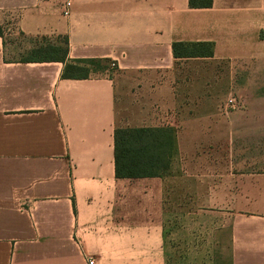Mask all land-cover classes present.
Masks as SVG:
<instances>
[{
	"label": "crops",
	"instance_id": "0c3cea01",
	"mask_svg": "<svg viewBox=\"0 0 264 264\" xmlns=\"http://www.w3.org/2000/svg\"><path fill=\"white\" fill-rule=\"evenodd\" d=\"M64 1L0 0V264H264V173L223 177L206 159L222 151L210 138H264V0H67L63 16ZM13 33L65 37L89 76L9 58ZM176 42L212 57L176 59ZM239 67L263 79L231 111ZM129 128L171 134L165 173L115 178L113 132Z\"/></svg>",
	"mask_w": 264,
	"mask_h": 264
},
{
	"label": "trees",
	"instance_id": "16d2710c",
	"mask_svg": "<svg viewBox=\"0 0 264 264\" xmlns=\"http://www.w3.org/2000/svg\"><path fill=\"white\" fill-rule=\"evenodd\" d=\"M212 0H188L190 9L210 8ZM4 30L0 25V38ZM52 43L40 38L21 62H58L63 68L62 79H86L90 73L91 61L68 60V46L65 37ZM34 41H37V39ZM172 55L176 59L210 58L212 48L209 43H173ZM172 150V136L162 129L129 128L115 129L113 132L114 176L117 179H139L158 177L168 168Z\"/></svg>",
	"mask_w": 264,
	"mask_h": 264
},
{
	"label": "rangeland",
	"instance_id": "374dc122",
	"mask_svg": "<svg viewBox=\"0 0 264 264\" xmlns=\"http://www.w3.org/2000/svg\"><path fill=\"white\" fill-rule=\"evenodd\" d=\"M50 39V40H49ZM49 42L57 43L59 42L56 38H49ZM6 49L9 51V58L11 59H22L26 56L29 48L33 47L36 42L44 43L42 40L32 41L30 39L24 38L16 33L11 35H5ZM261 81L263 79L261 74L248 73L246 68L239 67L237 71L228 74L225 79L226 82L236 83L237 88L230 87L225 94V99L229 97H233L237 101V110L240 108L241 100L238 96V91L244 92L241 86L245 87V84L248 80ZM233 84V85H234ZM238 95V96H237ZM226 105V103H225ZM254 113H262V105H255ZM231 110V109H228ZM232 111V110H231ZM258 113V114H259ZM262 123V122H256ZM261 130H240L234 136H222L217 138H210L211 141L208 144H216L220 145L222 151L217 153H208L206 154V159L209 160L208 157L213 159L221 160L224 165L222 167L223 177L231 175H261L264 173V138L261 135ZM228 146H232V148L236 149L235 151H226ZM232 162L231 167L226 166V162ZM236 163V164H235ZM238 167L236 168L235 166ZM229 164V163H227ZM238 173V174H234ZM225 216V215H224ZM190 252V256L193 258L197 255L206 253V250L203 249H191V250H175V256L179 253L180 256L185 252Z\"/></svg>",
	"mask_w": 264,
	"mask_h": 264
},
{
	"label": "built area",
	"instance_id": "2783aa9c",
	"mask_svg": "<svg viewBox=\"0 0 264 264\" xmlns=\"http://www.w3.org/2000/svg\"><path fill=\"white\" fill-rule=\"evenodd\" d=\"M69 7H70L69 1L65 0L62 3V15L63 16H67L68 15ZM114 67H115V64L114 63H111L110 66H109V71L110 70H113ZM226 108L227 109H231V110L236 109L237 108V101L233 97H229L227 99V101H226ZM87 264H93V260L90 259V258H88Z\"/></svg>",
	"mask_w": 264,
	"mask_h": 264
}]
</instances>
